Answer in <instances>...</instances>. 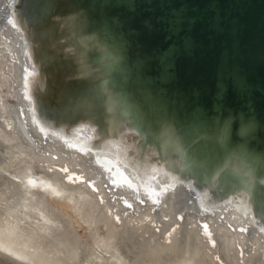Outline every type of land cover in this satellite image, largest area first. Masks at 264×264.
<instances>
[{
    "label": "bare ground",
    "instance_id": "6f19581e",
    "mask_svg": "<svg viewBox=\"0 0 264 264\" xmlns=\"http://www.w3.org/2000/svg\"><path fill=\"white\" fill-rule=\"evenodd\" d=\"M11 17L0 18V264H264V174L238 152L219 166L227 177L209 174L172 124L130 120L104 86L100 118L92 97L45 127L23 97L32 65ZM63 165L83 180L66 181Z\"/></svg>",
    "mask_w": 264,
    "mask_h": 264
},
{
    "label": "water",
    "instance_id": "95a60500",
    "mask_svg": "<svg viewBox=\"0 0 264 264\" xmlns=\"http://www.w3.org/2000/svg\"><path fill=\"white\" fill-rule=\"evenodd\" d=\"M11 16L32 65L23 97L45 127L73 121L92 97L100 118L104 86L123 95L130 120L172 124L209 158V174L227 177L233 152L264 174V0H0V18Z\"/></svg>",
    "mask_w": 264,
    "mask_h": 264
},
{
    "label": "snow or ice",
    "instance_id": "6c2138e0",
    "mask_svg": "<svg viewBox=\"0 0 264 264\" xmlns=\"http://www.w3.org/2000/svg\"><path fill=\"white\" fill-rule=\"evenodd\" d=\"M10 23H11V21H9ZM25 98H27V97H25Z\"/></svg>",
    "mask_w": 264,
    "mask_h": 264
}]
</instances>
